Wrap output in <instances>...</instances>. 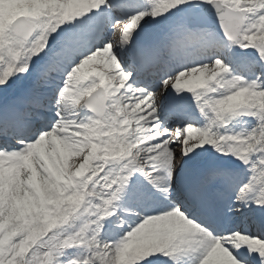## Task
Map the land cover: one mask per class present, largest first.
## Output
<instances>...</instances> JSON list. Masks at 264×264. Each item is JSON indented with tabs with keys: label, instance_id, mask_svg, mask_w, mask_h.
I'll return each mask as SVG.
<instances>
[{
	"label": "snow or ice",
	"instance_id": "6c2138e0",
	"mask_svg": "<svg viewBox=\"0 0 264 264\" xmlns=\"http://www.w3.org/2000/svg\"><path fill=\"white\" fill-rule=\"evenodd\" d=\"M0 264H264V0H0Z\"/></svg>",
	"mask_w": 264,
	"mask_h": 264
}]
</instances>
